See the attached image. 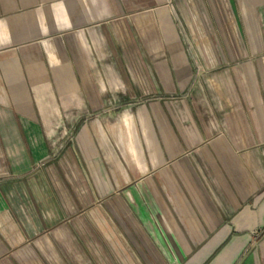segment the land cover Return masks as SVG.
Instances as JSON below:
<instances>
[{"label": "crops", "instance_id": "0c3cea01", "mask_svg": "<svg viewBox=\"0 0 264 264\" xmlns=\"http://www.w3.org/2000/svg\"><path fill=\"white\" fill-rule=\"evenodd\" d=\"M0 264H264V0H0Z\"/></svg>", "mask_w": 264, "mask_h": 264}]
</instances>
